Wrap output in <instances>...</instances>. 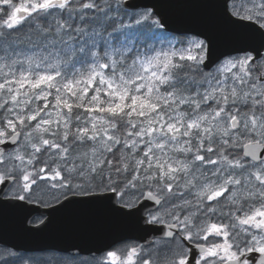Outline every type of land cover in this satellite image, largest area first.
<instances>
[{"label":"snow or ice","instance_id":"snow-or-ice-1","mask_svg":"<svg viewBox=\"0 0 264 264\" xmlns=\"http://www.w3.org/2000/svg\"><path fill=\"white\" fill-rule=\"evenodd\" d=\"M172 6L0 0V264H264V0Z\"/></svg>","mask_w":264,"mask_h":264},{"label":"water","instance_id":"water-1","mask_svg":"<svg viewBox=\"0 0 264 264\" xmlns=\"http://www.w3.org/2000/svg\"><path fill=\"white\" fill-rule=\"evenodd\" d=\"M170 2L173 6L167 9L169 15H172L178 20L193 19L204 15L208 10L200 7L201 0H137L142 6H151L158 4H167ZM106 225L100 226L101 233L105 230ZM0 238L6 239L12 243H24L28 245H38L53 242L50 235L25 237L15 230V221L10 217L6 231L0 233ZM103 234L93 235H75L65 239L57 240L55 242L61 243L65 246L72 244L78 245L84 253L90 250H95L105 240Z\"/></svg>","mask_w":264,"mask_h":264},{"label":"flooded vegetation","instance_id":"flooded-vegetation-1","mask_svg":"<svg viewBox=\"0 0 264 264\" xmlns=\"http://www.w3.org/2000/svg\"><path fill=\"white\" fill-rule=\"evenodd\" d=\"M87 254V253H86Z\"/></svg>","mask_w":264,"mask_h":264}]
</instances>
